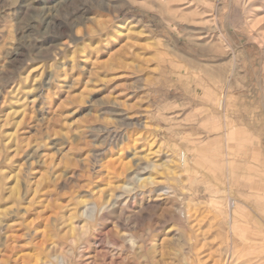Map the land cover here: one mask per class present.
<instances>
[{
  "label": "rangeland",
  "instance_id": "374dc122",
  "mask_svg": "<svg viewBox=\"0 0 264 264\" xmlns=\"http://www.w3.org/2000/svg\"><path fill=\"white\" fill-rule=\"evenodd\" d=\"M0 264H264V0H0Z\"/></svg>",
  "mask_w": 264,
  "mask_h": 264
},
{
  "label": "bare ground",
  "instance_id": "6f19581e",
  "mask_svg": "<svg viewBox=\"0 0 264 264\" xmlns=\"http://www.w3.org/2000/svg\"><path fill=\"white\" fill-rule=\"evenodd\" d=\"M234 64V63H233ZM233 66V65H232ZM225 123V122H223ZM224 127V126H223ZM227 127V126H226ZM225 128V127H224ZM225 136V135H224ZM225 141V140H224ZM185 159H186V156L185 154H181L180 157H179V160H180V165H184L185 164ZM225 170H226V167H225ZM230 179V178H229ZM132 190V189H131ZM159 191V190H158ZM157 192V191H156ZM234 207V204H231L228 206V209H231ZM230 211V210H229Z\"/></svg>",
  "mask_w": 264,
  "mask_h": 264
}]
</instances>
